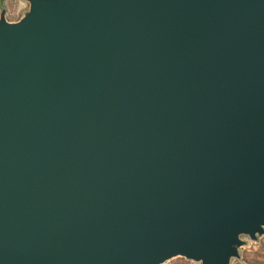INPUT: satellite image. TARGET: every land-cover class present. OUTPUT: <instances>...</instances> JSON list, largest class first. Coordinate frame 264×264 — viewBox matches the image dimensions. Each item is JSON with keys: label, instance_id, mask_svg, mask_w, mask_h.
Masks as SVG:
<instances>
[{"label": "water", "instance_id": "water-1", "mask_svg": "<svg viewBox=\"0 0 264 264\" xmlns=\"http://www.w3.org/2000/svg\"><path fill=\"white\" fill-rule=\"evenodd\" d=\"M0 12V264H197L264 235V0H25Z\"/></svg>", "mask_w": 264, "mask_h": 264}, {"label": "rangeland", "instance_id": "rangeland-1", "mask_svg": "<svg viewBox=\"0 0 264 264\" xmlns=\"http://www.w3.org/2000/svg\"><path fill=\"white\" fill-rule=\"evenodd\" d=\"M5 11L8 22L18 21L28 10L25 0H0V12ZM244 246L239 249V259L230 264H264V235L258 236L256 241L242 238ZM164 264H197L181 258L172 259Z\"/></svg>", "mask_w": 264, "mask_h": 264}]
</instances>
